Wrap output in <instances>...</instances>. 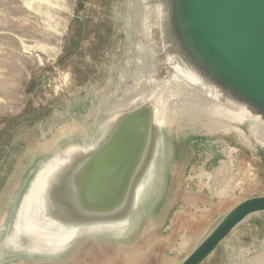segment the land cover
Wrapping results in <instances>:
<instances>
[{"label":"rangeland","instance_id":"374dc122","mask_svg":"<svg viewBox=\"0 0 264 264\" xmlns=\"http://www.w3.org/2000/svg\"><path fill=\"white\" fill-rule=\"evenodd\" d=\"M139 1L0 0V264H182L234 207L264 197V148L256 135L246 147L235 133H194L195 126L185 123L168 131L163 122L175 111L167 105L156 126L158 159L126 219L92 223L88 236L57 250H32L26 236L22 245H7L25 196L46 164L61 161L60 154L71 161L74 150L96 147L129 110L110 113L117 99L141 96L136 80L149 69L140 64L143 57L150 62L154 53V65L161 68L157 28L163 20L153 15L167 11H160V0H154L157 11L149 0L146 15L138 17L145 7ZM146 19L148 35L139 28ZM253 124L236 126L249 136ZM214 141L236 153L211 157ZM224 165L229 168L221 172ZM262 255L264 214H258L203 264H252Z\"/></svg>","mask_w":264,"mask_h":264},{"label":"water","instance_id":"95a60500","mask_svg":"<svg viewBox=\"0 0 264 264\" xmlns=\"http://www.w3.org/2000/svg\"><path fill=\"white\" fill-rule=\"evenodd\" d=\"M153 3L157 11L159 3ZM160 6L167 12L153 15L163 20L157 28L163 32L158 82L170 76L171 63L181 67L180 62L191 61L222 90L246 102L254 115L264 116V0H160ZM137 104L90 152L74 150L75 157L47 177L41 205L47 219L76 229L130 214L140 184L158 159L155 99ZM258 214H264V197L240 203L182 264H203Z\"/></svg>","mask_w":264,"mask_h":264},{"label":"bare ground","instance_id":"6f19581e","mask_svg":"<svg viewBox=\"0 0 264 264\" xmlns=\"http://www.w3.org/2000/svg\"><path fill=\"white\" fill-rule=\"evenodd\" d=\"M148 1L149 0L139 1L142 4L144 3L145 7L142 8L143 5H141L142 13L138 17H142L146 15L148 3H150ZM150 5L154 9L155 4L152 5V0ZM138 19L139 18H137V20ZM140 21L142 20L140 19ZM146 24H147V19L144 20L142 26L139 28H141L142 33L148 35L149 30L146 27L147 26ZM158 32L161 35L163 33L161 29ZM144 50H145L144 47L140 45V52ZM147 57L149 59V56L146 55L145 58L143 57V63L140 64H145V65L148 64V68H149L147 70L148 73L146 75V72L142 71L143 73L141 72L142 74H140L139 75L140 77L137 78L136 80L140 88L143 89L141 96L137 100H135L132 97L130 98L126 97L124 99L118 98L117 103L114 104L110 113L112 111L114 112V111L130 109L134 105H136L137 102L138 103L139 101L143 102L148 98L153 97L155 99V104H156L155 109H156L157 122L162 123L164 121L162 117L164 116L165 112H168V110L166 111L167 105H169L171 108L169 111L171 110L175 111V115L173 116V118L171 117L166 118V120L163 122L165 124V128L168 131L174 123H177L179 128L183 123H185L188 124V126L191 128H193V126L196 127L193 128L194 133H199L200 130L203 129H205V131L211 135L219 134V133H224V134L235 133L238 137L239 142L242 145L246 147L252 146L251 141L254 139L255 140L258 139L257 141H259V143H261L264 148V116L254 115L253 112L248 110L246 102L244 103L243 100H240L239 98L234 97L232 94H229L227 91L222 90L218 86L216 81H213L212 78L210 79L206 75H204L191 61H189V64H187L185 60L184 63L180 62V65H182L181 67L177 66V64L172 65L171 63L168 66L169 68L168 72H170L169 73L170 78L168 77L166 80H164V82H158L159 79L157 75H159L160 68L159 67L156 68L155 67L156 65H154L156 64V61L154 60L155 54L152 53L150 55V62L147 59ZM148 62L151 63V67H149ZM145 67L144 69L146 70ZM127 80L129 79L127 78ZM222 100H225L228 103H222ZM202 119H205V123L202 122ZM248 120L249 121L251 120L254 123L252 126H250L249 136L236 126V124L238 123L241 124V122ZM198 126H200V128L197 129ZM255 135L257 136V139L255 138ZM213 143H214L213 145L217 147V150L212 151L211 150L212 148L209 149V154L211 153L212 155L211 157H213L214 154L224 153V152L226 154L228 153L229 156L232 157L236 153L231 148L224 147L223 145H221L222 143L220 144L221 146L218 145L220 142H218L217 144L214 141ZM58 156L61 157L60 158L61 161H49L48 164H46V166L44 167L43 169L44 171L41 170L42 172L32 182L30 189L28 191V195H26L25 196L26 199H24L25 202H24L23 210L21 212L22 214H20L19 218L17 217L18 220L15 221L14 225L11 228V229L14 228L15 230L14 232L8 234V237L6 238L8 246L11 245L14 248V246L22 245L23 244L22 236L24 237L26 236L29 237L31 241H33V244L31 246L32 250L34 249L41 250L40 248L43 249V247L45 246L57 250L58 248H62L65 245L70 244L71 242H73L74 240H76L81 236H88V234L92 232V229L87 226H82L76 229L71 228L62 225L61 223L51 218L47 219L44 215V211L41 205H43V195H44L45 183L47 177L54 170L59 168L61 165H64L67 159H69L68 156L64 157L65 154H60ZM226 168H229V166L224 165L223 169H221L222 170L221 172H225ZM223 191L224 189L220 192L223 193ZM173 205L175 206L174 203ZM69 229H71L70 233L66 234L69 232ZM53 236H58V237L54 238ZM49 237L52 238L48 239ZM185 243L186 242L183 240V244ZM28 251H27L28 253L30 254L32 253L30 249ZM27 254L23 253V255H27ZM262 256L260 257L257 256L258 258H255L252 264H264V256L263 257ZM237 261L239 262L240 260L237 259Z\"/></svg>","mask_w":264,"mask_h":264},{"label":"crops","instance_id":"0c3cea01","mask_svg":"<svg viewBox=\"0 0 264 264\" xmlns=\"http://www.w3.org/2000/svg\"><path fill=\"white\" fill-rule=\"evenodd\" d=\"M150 232V230H147L146 233L148 234ZM148 236V235H145V237Z\"/></svg>","mask_w":264,"mask_h":264}]
</instances>
